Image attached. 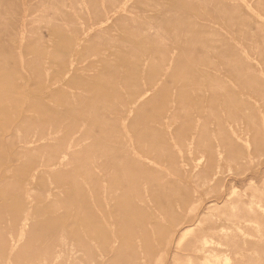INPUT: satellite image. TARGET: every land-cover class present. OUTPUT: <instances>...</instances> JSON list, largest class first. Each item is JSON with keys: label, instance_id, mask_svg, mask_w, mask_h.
<instances>
[{"label": "rangeland", "instance_id": "1", "mask_svg": "<svg viewBox=\"0 0 264 264\" xmlns=\"http://www.w3.org/2000/svg\"><path fill=\"white\" fill-rule=\"evenodd\" d=\"M0 264H264V0H0Z\"/></svg>", "mask_w": 264, "mask_h": 264}]
</instances>
